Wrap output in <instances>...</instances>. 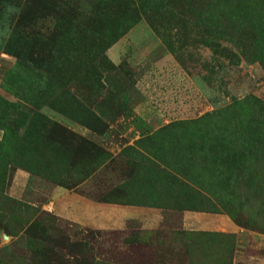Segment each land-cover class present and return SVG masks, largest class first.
I'll return each mask as SVG.
<instances>
[{"label":"rangeland","instance_id":"rangeland-1","mask_svg":"<svg viewBox=\"0 0 264 264\" xmlns=\"http://www.w3.org/2000/svg\"><path fill=\"white\" fill-rule=\"evenodd\" d=\"M0 264H264V0H0Z\"/></svg>","mask_w":264,"mask_h":264}]
</instances>
